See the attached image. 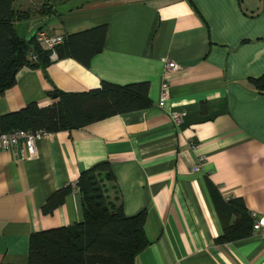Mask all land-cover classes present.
<instances>
[{
	"label": "crops",
	"instance_id": "0c3cea01",
	"mask_svg": "<svg viewBox=\"0 0 264 264\" xmlns=\"http://www.w3.org/2000/svg\"><path fill=\"white\" fill-rule=\"evenodd\" d=\"M62 1L44 28L69 36L106 25L103 49L89 66L56 57L46 68L22 67L0 94V115L31 102L48 106L57 90L86 92L103 81L147 82L152 105L47 132L34 158L0 148V264H29L32 233L82 222L78 178L105 160L115 176L104 180L108 201L127 216L147 212L150 244L134 264H264L260 231L216 241L227 217L206 183L225 201L241 198L250 213L264 214V95L249 82L264 74V0ZM45 18L27 21L25 33ZM170 61L177 68L161 108ZM67 186L64 203L45 214L48 198Z\"/></svg>",
	"mask_w": 264,
	"mask_h": 264
},
{
	"label": "trees",
	"instance_id": "16d2710c",
	"mask_svg": "<svg viewBox=\"0 0 264 264\" xmlns=\"http://www.w3.org/2000/svg\"><path fill=\"white\" fill-rule=\"evenodd\" d=\"M16 0H0V94L16 83L18 71L24 67L46 68L53 60L51 52L36 41L19 34L18 22L35 16L55 15L56 4L45 0L36 11L15 8ZM107 26L66 36L57 46V58L72 57L85 66L104 47ZM31 54L36 58H30ZM252 87L264 95V74L250 78ZM55 101L41 107L31 102L16 112L0 115V131L16 129H42L47 132L82 128L109 116L147 109L152 105L149 83L127 85L103 81L101 87L86 92H55ZM114 180L109 160L94 164L82 171L77 186L81 195L84 220L32 233L29 264H134L135 258L149 244L145 225L147 212L127 216L123 207L108 201L104 180ZM207 187L215 206L227 220L223 222V235L216 241L225 243L252 234L254 219L241 198L225 201L218 187L206 177ZM67 186L54 192L43 206L51 214L62 205L70 193ZM233 214L238 217L230 222Z\"/></svg>",
	"mask_w": 264,
	"mask_h": 264
},
{
	"label": "built area",
	"instance_id": "2783aa9c",
	"mask_svg": "<svg viewBox=\"0 0 264 264\" xmlns=\"http://www.w3.org/2000/svg\"><path fill=\"white\" fill-rule=\"evenodd\" d=\"M66 39L65 35L54 34L46 30L45 28L40 29L36 33V41L44 49L51 52V57L54 59L57 57L56 48L60 44L64 43ZM30 58H36L35 55L31 54ZM177 68L176 62L170 61L163 73L161 81V94L158 106L164 108L169 98L170 84L167 80L168 74L171 70ZM177 123L181 122V115L173 114L172 116ZM47 131L38 129H16L10 132L0 131V148L1 149H21V155L24 158H34L38 154L37 142L41 140ZM254 223L253 230L260 231L264 235V214H257V212L251 213Z\"/></svg>",
	"mask_w": 264,
	"mask_h": 264
},
{
	"label": "rangeland",
	"instance_id": "374dc122",
	"mask_svg": "<svg viewBox=\"0 0 264 264\" xmlns=\"http://www.w3.org/2000/svg\"><path fill=\"white\" fill-rule=\"evenodd\" d=\"M26 3H25V5L26 4H28V3H30L31 1H25ZM32 2H34V4H30V7L28 8V10H31V11H36V10H38L40 7H41V5H37V2H41L40 0H32ZM36 2V3H35ZM58 2H65V1H62V0H54V3L56 4V3H58ZM70 2V1H69ZM25 5H23L22 7H25ZM34 5V6H33ZM36 5V6H35ZM17 6L15 5V8H16ZM38 7V8H37ZM39 16V15H38ZM36 17V16H35ZM27 21H30V20H27ZM27 21H21V22H18V24H17V29H18V32H19V34L20 35H22V36H27V34L25 33V31H26V28H27V26H28V22Z\"/></svg>",
	"mask_w": 264,
	"mask_h": 264
},
{
	"label": "water",
	"instance_id": "95a60500",
	"mask_svg": "<svg viewBox=\"0 0 264 264\" xmlns=\"http://www.w3.org/2000/svg\"><path fill=\"white\" fill-rule=\"evenodd\" d=\"M53 19V16L47 17L45 19H43L41 22H39L38 24H36L35 26H33V28L29 31V33L26 36L27 40H32L33 37L36 35V33L44 28L45 26L48 25V23ZM52 97L57 98L58 94L57 93H52L51 94Z\"/></svg>",
	"mask_w": 264,
	"mask_h": 264
},
{
	"label": "bare ground",
	"instance_id": "6f19581e",
	"mask_svg": "<svg viewBox=\"0 0 264 264\" xmlns=\"http://www.w3.org/2000/svg\"><path fill=\"white\" fill-rule=\"evenodd\" d=\"M36 36V35H35Z\"/></svg>",
	"mask_w": 264,
	"mask_h": 264
}]
</instances>
